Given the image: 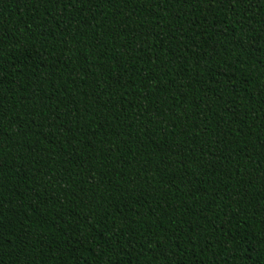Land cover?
I'll return each instance as SVG.
<instances>
[{
	"label": "trees",
	"instance_id": "obj_1",
	"mask_svg": "<svg viewBox=\"0 0 264 264\" xmlns=\"http://www.w3.org/2000/svg\"><path fill=\"white\" fill-rule=\"evenodd\" d=\"M0 264H264V0H0Z\"/></svg>",
	"mask_w": 264,
	"mask_h": 264
}]
</instances>
